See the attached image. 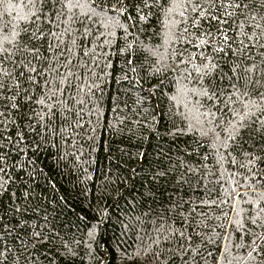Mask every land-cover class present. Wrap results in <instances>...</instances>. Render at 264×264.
<instances>
[{"label":"trees","instance_id":"16d2710c","mask_svg":"<svg viewBox=\"0 0 264 264\" xmlns=\"http://www.w3.org/2000/svg\"><path fill=\"white\" fill-rule=\"evenodd\" d=\"M0 264H264V0H0Z\"/></svg>","mask_w":264,"mask_h":264}]
</instances>
